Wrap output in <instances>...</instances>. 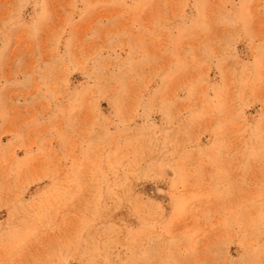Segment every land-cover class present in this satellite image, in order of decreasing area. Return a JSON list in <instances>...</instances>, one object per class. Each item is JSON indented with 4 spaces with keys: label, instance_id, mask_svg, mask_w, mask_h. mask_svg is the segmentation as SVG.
I'll return each instance as SVG.
<instances>
[{
    "label": "rangeland",
    "instance_id": "rangeland-1",
    "mask_svg": "<svg viewBox=\"0 0 264 264\" xmlns=\"http://www.w3.org/2000/svg\"><path fill=\"white\" fill-rule=\"evenodd\" d=\"M0 264H264V0H0Z\"/></svg>",
    "mask_w": 264,
    "mask_h": 264
}]
</instances>
